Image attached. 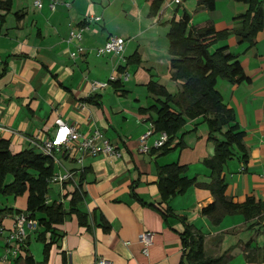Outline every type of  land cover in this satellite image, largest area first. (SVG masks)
I'll use <instances>...</instances> for the list:
<instances>
[{
  "label": "crops",
  "instance_id": "0c3cea01",
  "mask_svg": "<svg viewBox=\"0 0 264 264\" xmlns=\"http://www.w3.org/2000/svg\"><path fill=\"white\" fill-rule=\"evenodd\" d=\"M153 1L60 0L51 9V0H43L42 7L35 5V0H13L10 11L0 10V135L10 141V149H36L35 142L52 136L57 120L62 119L86 136L101 130L120 153L86 155L82 163L76 160L79 150L71 155L64 150L55 153L53 173L76 170L74 179L82 188L83 201L77 205L79 212H71L75 182L48 178L45 201L48 205L62 203L65 215L54 225L58 228L55 234L46 233L47 241H52L47 256L45 244L38 238L44 226L28 229L27 247L38 263L98 264L105 259L111 264H190L182 238L189 224L205 234L207 255L208 250L214 257L230 251V264H239L238 260L257 264L245 257L247 245L261 246L259 236L258 245L254 243V230L259 227L249 228L256 220L236 213L214 224L201 212L214 201L205 186L212 180V170L204 159L214 154L215 145L208 140L204 117L186 118L169 151L153 146L163 131L156 129L154 107L159 108L165 97L149 84L164 86L170 94L182 90L183 81L172 78L171 22L188 12L191 26L211 23L217 27L211 10L198 7V0H163L158 12L151 14ZM226 1V18L239 25L235 18L247 9L242 2ZM219 4L216 0V9ZM91 15L101 19L86 20ZM117 20L123 23L119 25ZM73 29L82 30L81 40H67ZM111 35L126 38L125 55L94 52ZM255 43L249 51L252 59L262 54L264 30ZM74 51L76 57L71 55ZM112 75L118 77L116 83L110 81ZM250 78V82L219 79L217 83L245 133L247 160L235 146L223 167L226 195L238 203L250 196L257 201L264 199V89L256 91L255 80ZM93 80L110 82L93 90ZM149 128L155 129L149 138L153 147L145 153L139 150L140 136ZM172 163L186 165L183 175L196 181L183 193L164 200L158 168ZM28 197V191L13 197L0 194V264L14 261L12 251L19 254L20 244L10 245L7 238L18 213L28 210ZM35 216L40 219L46 215L37 212ZM144 231L153 233L148 255L139 239Z\"/></svg>",
  "mask_w": 264,
  "mask_h": 264
},
{
  "label": "trees",
  "instance_id": "16d2710c",
  "mask_svg": "<svg viewBox=\"0 0 264 264\" xmlns=\"http://www.w3.org/2000/svg\"><path fill=\"white\" fill-rule=\"evenodd\" d=\"M236 1L248 4V9L235 18L239 25L234 30L241 42L249 40L254 45L258 33L264 30V0ZM162 2L163 0L153 1L151 14L158 12ZM12 3L13 0H0V10L10 11ZM199 6L215 10L216 0H198ZM190 21V14L184 12L180 20L171 22L168 31L172 78L183 81L182 90L177 94H170L164 86L153 82L149 84L154 92L165 97L160 101L159 108L154 107L157 110L154 121L156 129L167 131L170 135L161 148L164 153L169 151L174 136L183 128L186 118L204 117L209 128L208 140L215 145L214 154L204 159V163L212 170V180L205 186L214 195V201L202 208V214L207 215L212 223L219 224L226 215L243 213L248 220H256L249 228L258 226L264 234V199L257 201L250 196L241 203L230 201L226 195L227 184L223 175L224 164L234 154V147L237 146L242 152L244 161L247 160V148L244 144L245 133L240 130L235 111L224 101L217 83L219 78L231 83L250 82L251 78L245 72L238 54L231 52L228 45L214 50L211 48L218 40L226 38L229 32L227 29L219 30L211 23L189 28ZM186 169V165L179 163L158 168V185L164 200L183 193L196 181L183 175ZM53 172L52 155L34 147L14 152L10 149V141L0 135V191L15 196L28 191L27 211L31 213V217L37 219V212L46 215L37 219L39 225L45 228L38 238L45 244L46 256L52 243L47 241L46 233L49 231L55 234L58 228L54 225L61 223L65 215L62 203L48 205L45 201L48 178L53 176ZM82 201L83 195L77 188L70 201L71 212L78 211L77 205ZM182 238L190 264H230L232 260L230 251L217 257L207 255L204 248L205 234L196 232L192 225H185ZM28 243L29 240H24L20 244L19 254L9 264H43L35 260L27 247ZM249 243L250 240L247 244ZM245 251L247 261L264 264V244L254 247L247 245Z\"/></svg>",
  "mask_w": 264,
  "mask_h": 264
},
{
  "label": "built area",
  "instance_id": "2783aa9c",
  "mask_svg": "<svg viewBox=\"0 0 264 264\" xmlns=\"http://www.w3.org/2000/svg\"><path fill=\"white\" fill-rule=\"evenodd\" d=\"M179 2L180 0H175ZM60 2V0H51L50 7L51 9H55L56 5ZM35 5L38 7H42L43 0H35ZM69 5V4H68ZM100 20V16H93L87 17L86 20ZM77 38L79 40L82 39V30L73 29L68 37V41ZM126 40L124 37L119 35H111L107 41L100 47H97L94 52L97 55H106V54H117L122 56L125 50ZM73 57L77 56V52L74 51L71 53ZM128 74H125V77L128 78ZM118 77L116 75H112L110 81L117 80ZM110 81H99L93 80L91 81L92 89L97 90L99 88H104L108 86ZM1 128V127H0ZM155 129L149 128L146 132H144L140 136V146L139 150L141 152H149L151 147L161 148L165 145V143L169 140L170 135L167 131H161L159 136L154 139L153 146L149 144V138L154 134ZM36 149L54 156L55 153L58 151L64 150L67 155H71L77 150L81 152L76 160L79 163L83 162V158L86 155H97L100 153L105 154H118V150L116 146L107 138L101 130L96 129L91 136H86L80 133L75 127L69 125L67 122L63 121L62 119L57 120V127L55 132L49 138L43 140L42 142H35ZM75 174L76 170H65L62 173L54 174L51 177L52 181H57L60 183H65L67 181H74L75 182ZM76 184V185H75ZM76 186L75 188L81 190L82 188L78 185L77 182L74 183ZM39 227V223L37 219L32 218L29 211H21L18 213L15 219L14 228L11 230L8 238L7 243L12 244H21L26 240L28 236V229H37ZM140 242L143 245V252L145 255L149 254V246L153 242V233L151 231H144L139 236ZM11 249L8 248V252ZM15 257L17 256V250L12 251ZM98 264H111V262L100 259Z\"/></svg>",
  "mask_w": 264,
  "mask_h": 264
},
{
  "label": "rangeland",
  "instance_id": "374dc122",
  "mask_svg": "<svg viewBox=\"0 0 264 264\" xmlns=\"http://www.w3.org/2000/svg\"><path fill=\"white\" fill-rule=\"evenodd\" d=\"M23 1V0H22ZM33 0H28V2H31ZM226 0H220V4L219 7L215 10V11H211V15L212 18H216V24H217V29H222L225 28L227 29L228 35L226 36V38L224 39H220L218 40L216 43H214L212 45V50L216 49L219 46H223V45H228L229 49L231 52L238 54L241 62H244L245 64V70L246 72L254 78L257 89L256 91H263L264 89V48L260 51L262 54H260L261 56L259 57H255L254 55V59L250 58V54L249 51L251 50V48H253V46L256 45V43H254V45L250 44L249 40H245V41H240L239 37L237 36L234 28H236L238 26V23L236 22L235 25V21H231L228 20L226 18L225 15V10H226ZM242 5L248 9V4L242 2ZM29 11V13L33 12L34 10H36L35 8L33 9V11H31L30 9H26ZM90 15V14H89ZM210 15V16H211ZM95 16V15H93ZM89 17V16H87ZM118 21V20H117ZM103 22V21H102ZM101 22V23H102ZM198 21H195V24L198 23ZM122 20L118 21V24L121 25ZM192 23H189V28L191 27ZM113 27L115 28V30H117L118 25L116 23H113ZM262 31V30H261ZM260 31V32H261ZM125 38V37H124ZM126 39V38H125ZM255 49V48H254ZM123 55H125V51L123 52ZM221 80V78H219ZM224 80V79H222ZM227 81V80H225ZM223 82V81H222ZM260 108V107H259ZM0 194L4 197L6 196H15L13 194H4L3 192L0 191ZM11 232V231H10ZM261 233V234H259ZM258 236H259V242L260 245L262 246L264 244V234L262 233V231H260V228H257L256 230H254V243H257L258 245ZM208 254L209 255H214L215 253H213L212 251L208 250ZM241 264L244 263V261H240L238 260ZM239 263V264H240Z\"/></svg>",
  "mask_w": 264,
  "mask_h": 264
}]
</instances>
